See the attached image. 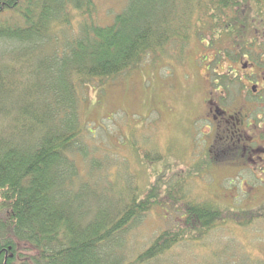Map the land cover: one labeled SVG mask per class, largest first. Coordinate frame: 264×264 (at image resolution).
Masks as SVG:
<instances>
[{
  "label": "trees",
  "instance_id": "obj_1",
  "mask_svg": "<svg viewBox=\"0 0 264 264\" xmlns=\"http://www.w3.org/2000/svg\"><path fill=\"white\" fill-rule=\"evenodd\" d=\"M94 3L0 0V264H153L181 243L177 224L132 248L157 189L145 195L131 180L117 201L116 159L98 157L100 145L87 139L80 88L150 53L183 54L203 27L213 42L248 5L264 18V0H127L100 24ZM187 203L195 235L222 218L210 201Z\"/></svg>",
  "mask_w": 264,
  "mask_h": 264
},
{
  "label": "rangeland",
  "instance_id": "obj_2",
  "mask_svg": "<svg viewBox=\"0 0 264 264\" xmlns=\"http://www.w3.org/2000/svg\"><path fill=\"white\" fill-rule=\"evenodd\" d=\"M94 1L95 19L106 24L114 21L127 0ZM253 9L248 5L239 24L213 42L203 27L200 37L192 35L183 54L150 53L137 67L80 88L87 139L100 145L98 157L108 152L116 159L109 177L115 182L117 201L129 193L131 180L145 195L150 188L157 189L158 197L135 227L132 248H145L160 231L177 224L185 231L182 242L153 264L264 262V182L227 176L229 172L216 168V176L197 177L196 173L207 172L196 160V144L192 148L187 137L196 119L195 105L201 103L209 78L214 84L213 70L224 69L229 45L243 47L259 39L264 50V18L255 16ZM176 183L178 200L168 194ZM203 201L215 204L222 218L211 230L195 235L185 225L186 205Z\"/></svg>",
  "mask_w": 264,
  "mask_h": 264
},
{
  "label": "flooded vegetation",
  "instance_id": "obj_3",
  "mask_svg": "<svg viewBox=\"0 0 264 264\" xmlns=\"http://www.w3.org/2000/svg\"><path fill=\"white\" fill-rule=\"evenodd\" d=\"M261 43L255 39L243 47L229 45L224 69L213 70L214 84L209 78L201 103L195 105L198 111L187 137L192 141V148L196 144V160L207 172L196 173L197 177L203 178L216 168L229 172L227 176L234 174L232 177L239 176L242 180L264 182V50Z\"/></svg>",
  "mask_w": 264,
  "mask_h": 264
}]
</instances>
